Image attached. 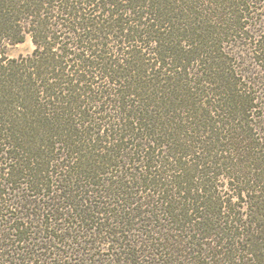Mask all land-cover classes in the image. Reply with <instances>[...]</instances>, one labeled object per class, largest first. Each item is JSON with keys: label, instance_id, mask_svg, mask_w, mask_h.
Wrapping results in <instances>:
<instances>
[{"label": "trees", "instance_id": "trees-1", "mask_svg": "<svg viewBox=\"0 0 264 264\" xmlns=\"http://www.w3.org/2000/svg\"><path fill=\"white\" fill-rule=\"evenodd\" d=\"M0 264H264V0H0Z\"/></svg>", "mask_w": 264, "mask_h": 264}, {"label": "rangeland", "instance_id": "rangeland-1", "mask_svg": "<svg viewBox=\"0 0 264 264\" xmlns=\"http://www.w3.org/2000/svg\"><path fill=\"white\" fill-rule=\"evenodd\" d=\"M32 49H33V45L31 43V40L29 37H26V39L23 42L10 47L7 51V56L10 58L25 56L29 54L32 51Z\"/></svg>", "mask_w": 264, "mask_h": 264}]
</instances>
